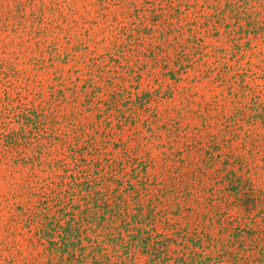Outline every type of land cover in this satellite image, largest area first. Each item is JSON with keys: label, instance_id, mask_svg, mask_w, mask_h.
Wrapping results in <instances>:
<instances>
[{"label": "rangeland", "instance_id": "374dc122", "mask_svg": "<svg viewBox=\"0 0 264 264\" xmlns=\"http://www.w3.org/2000/svg\"><path fill=\"white\" fill-rule=\"evenodd\" d=\"M0 264H264V0H0Z\"/></svg>", "mask_w": 264, "mask_h": 264}, {"label": "trees", "instance_id": "16d2710c", "mask_svg": "<svg viewBox=\"0 0 264 264\" xmlns=\"http://www.w3.org/2000/svg\"><path fill=\"white\" fill-rule=\"evenodd\" d=\"M64 229H66V227H65ZM135 230H136L137 232L139 231V225H136V226H135ZM59 235H60V237H61L62 242L65 243V242L68 240V238H67V236H68V234H67V230H66V231L63 230L62 232H59Z\"/></svg>", "mask_w": 264, "mask_h": 264}]
</instances>
